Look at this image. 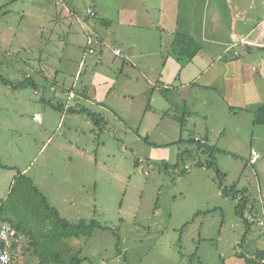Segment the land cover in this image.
<instances>
[{
    "label": "rangeland",
    "instance_id": "obj_1",
    "mask_svg": "<svg viewBox=\"0 0 264 264\" xmlns=\"http://www.w3.org/2000/svg\"><path fill=\"white\" fill-rule=\"evenodd\" d=\"M89 3L0 0V78L8 80L0 81V197H8L13 177L27 165L23 174L37 190L18 179L5 203L36 236L51 225L40 194L69 221L94 219L103 226L91 236L63 240L58 250L65 262L79 257L86 258L80 264H246L238 252L264 250V125L255 128L263 132L252 142L246 130L233 142L240 147L233 157L197 151L188 143L190 121L184 126L187 141L173 142L176 126L166 119L157 130L162 137H156L153 88L130 64L121 73L122 60L107 47L105 55L84 49L88 39L80 23L93 20L86 12ZM107 8L116 12L113 0ZM120 29L132 32L114 22L116 35ZM115 39L108 44L116 45ZM77 71L81 77L77 73L75 80ZM29 77L38 85L36 92L31 86L12 87ZM88 82V96L96 92L95 99L112 89L103 102L111 112L96 113V102L82 99ZM72 84L76 99L69 97ZM78 103L105 118L108 130L87 112L67 111ZM34 113L44 118L43 125L32 121ZM77 126L86 130L76 132ZM212 128L216 133L218 126ZM163 143L169 146L167 156L149 159L150 144ZM254 146L262 151L259 162L247 164ZM183 151L185 159L179 160ZM210 160L221 170V186L239 190L248 228L236 213L238 199L220 192L214 167L197 165ZM14 262L38 264V259L27 255Z\"/></svg>",
    "mask_w": 264,
    "mask_h": 264
},
{
    "label": "crops",
    "instance_id": "obj_2",
    "mask_svg": "<svg viewBox=\"0 0 264 264\" xmlns=\"http://www.w3.org/2000/svg\"><path fill=\"white\" fill-rule=\"evenodd\" d=\"M59 1L62 4L66 0ZM87 1L90 3L86 10L93 9L96 16L91 23H80L86 39L91 37L94 40L91 45L85 40L84 49L105 55L104 48L107 47L111 55L122 60L121 65L115 64V58L111 56L113 64L120 66L121 73L130 64L153 88V94L157 93V103L151 108L156 114L157 127L152 134L166 119L176 126L177 139L173 142L182 143L188 140L183 133L185 124L190 121V130L186 132L191 134L189 139L204 141L220 149L216 152L233 157L240 149L233 142L243 137L245 130L251 142L256 132H263L256 131L257 126L264 124L254 123V114L264 103V0H113L116 12L112 13L107 8L110 0ZM65 9L71 10L70 4ZM72 13L75 15V12ZM114 22L132 32H122L120 29L116 35ZM157 30L160 33L155 37ZM114 37H117L114 41L116 45L112 42L108 44ZM115 49H120L121 54L116 55ZM77 73L81 77V72L77 71L75 80ZM53 82L52 87H56V82ZM105 84H108V80ZM15 86L12 85L18 89ZM88 86L89 82L85 87L86 92L80 95L82 99L89 103L96 102L95 112H111L112 108L103 102L108 100L112 89L109 87L110 91L101 93L95 99L98 93L91 92L93 98L89 97ZM73 87L74 84L70 88ZM161 98L164 105L158 101ZM82 107L78 103L68 107L67 111ZM172 109L175 110L174 114L168 112ZM81 114L79 111L72 112L73 116ZM97 118L100 128L107 129L105 118ZM32 121L44 124V118L39 113H34ZM215 126H218L216 133L212 128ZM80 129L86 130L77 126L75 131ZM162 134L159 130L156 137H162ZM216 137L227 140L229 144H210L211 139L218 143ZM168 148L164 143L151 144L149 159L166 157ZM252 150L262 153L255 146ZM250 158L251 154L247 164H251ZM259 159L252 165H256ZM209 167L207 163L203 165L204 170ZM27 168L26 165L18 172L23 173ZM221 188L223 194L224 188ZM239 197L242 198L240 193L237 194L238 202ZM262 213L264 217V211Z\"/></svg>",
    "mask_w": 264,
    "mask_h": 264
},
{
    "label": "trees",
    "instance_id": "obj_3",
    "mask_svg": "<svg viewBox=\"0 0 264 264\" xmlns=\"http://www.w3.org/2000/svg\"><path fill=\"white\" fill-rule=\"evenodd\" d=\"M0 81L5 84L8 83V80H5L2 77L0 78ZM22 86H31L34 89H37L38 87L37 83L32 80L31 77L27 78V80H25L24 82H20L15 87L19 89ZM70 90H72V88H70ZM70 92L71 91H69V94ZM69 111L87 112L92 117L95 124L100 127V120L97 118L95 113L86 110L85 107H82L81 109L69 108ZM254 123L264 124V103L255 111ZM188 143L195 144L198 150H202L203 152L208 153L210 157H212L216 151H220V149L209 146L208 143L201 140L189 139ZM185 152L186 151L179 153V160H183ZM163 165H166V163L164 162ZM197 165L203 166L204 164L200 163V161H197ZM207 165L210 167H214L216 176L219 179L218 185L222 187V176L220 177L221 171L216 163L213 160H210L207 162ZM18 179L24 181L25 183H28L32 187V189L37 190L36 187L32 186V180L29 177L24 175L22 172H18V175L15 177L14 182L10 186V191L7 198H10V196L15 192L16 186L19 181ZM222 191L223 193L225 191V195L231 196L233 198H237V194H239V191L236 190L234 186H231L230 189L224 187ZM6 199L0 197V221L8 222L20 235V245L18 246V248L13 249L14 252H18V260L20 261H22V259L27 255H29L36 257L38 259V264H80L83 260H86V258L75 257L69 262H65L62 260L63 253L59 252L58 250L60 243L63 240L72 239L74 237L81 238L83 236H91L94 228L101 229L103 227L94 219L88 222L86 220H79L77 222L69 221L66 217L61 216L55 207L49 205L44 195L40 194L39 203L43 207V209H45V211L51 214V225L47 228V231L45 233L41 232L40 235L44 236L38 237L32 229L22 223V220H17L16 217H18V215L16 214V212L6 206ZM241 200L242 198L239 197V202L238 204H236L235 210L237 215L241 216L242 218V207L240 204ZM242 220L246 224V228H248L247 220L243 218ZM116 237L119 240V236L117 235ZM237 255L239 258H242L246 264H264V250H257L255 253L247 255L238 252Z\"/></svg>",
    "mask_w": 264,
    "mask_h": 264
},
{
    "label": "built area",
    "instance_id": "obj_4",
    "mask_svg": "<svg viewBox=\"0 0 264 264\" xmlns=\"http://www.w3.org/2000/svg\"><path fill=\"white\" fill-rule=\"evenodd\" d=\"M87 15L90 17L96 16V13L93 9L87 8ZM88 45L94 43L93 38L89 37L87 40ZM114 53L116 55L121 54L120 49H115ZM70 98H74L75 94L70 92ZM260 157V154L256 150L251 151L250 163L255 164ZM260 225L264 230V217L263 220L260 221ZM20 235L8 222L0 221V264H15L14 261L18 259V252H14V248H18L20 245Z\"/></svg>",
    "mask_w": 264,
    "mask_h": 264
}]
</instances>
